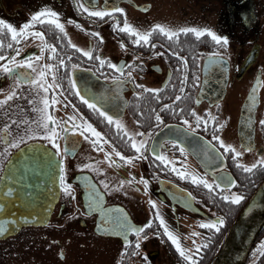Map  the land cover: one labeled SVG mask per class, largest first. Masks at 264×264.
<instances>
[{"label": "flooded vegetation", "instance_id": "obj_1", "mask_svg": "<svg viewBox=\"0 0 264 264\" xmlns=\"http://www.w3.org/2000/svg\"><path fill=\"white\" fill-rule=\"evenodd\" d=\"M113 5L123 7L125 13H113L111 16L106 15L103 18L95 17L80 11L77 7V0H0V19L19 28L30 19L32 12L41 7H49L61 13L60 18L65 23L67 37L58 40L57 30L48 24L43 26L37 24L34 27L44 31L45 39L56 44L58 50L64 54L71 53L69 59L66 60L69 67L73 63L81 65V67L72 70L75 77L79 78L81 86L86 81L88 86L96 92L106 91L114 97L117 95L122 97V99H113L109 108L111 111H115L119 106L120 118L129 130L142 131L147 134L148 129L155 125L152 128L149 142L155 141L162 144L163 147L160 148V151L164 152L169 159H173V162L178 166H186L189 170L201 174L206 172V167H216L219 171L217 162L208 161L202 155L197 156L191 150L193 146H197V141L191 136L184 137L185 145L189 149L186 155L179 151V145L173 146L170 143L171 139L177 137L176 129L183 124V121L179 119V112L174 114L171 109H162L161 105L175 99V94L179 90L180 81L183 78L181 73L185 71L188 75L187 83L184 86L187 98L182 101V111L186 108H195L198 113L207 116V113L204 112V109L207 108L216 115L215 122H223V127L216 130V134L220 135L227 143H232L242 153L238 159L243 163H253L259 156H264V125L260 123L261 119H264V0H91L88 6L103 9L105 6ZM125 15L130 23L141 29H146L156 22L169 26L209 27L217 34L227 36L228 44L226 47L223 43L217 44L207 34L200 38H196L191 33L180 34L179 41H168L156 34L151 43L157 44L155 51L162 54L155 56L152 54L153 49L150 46L132 44L126 32L119 28L115 30L112 28L114 23L122 24ZM69 17L72 18V23L67 22ZM77 22L83 27H77ZM96 31L101 33L103 40L92 35ZM69 38L78 47L93 50L94 56L99 54L118 64L126 63L129 60H132L134 64L143 61L142 68L125 69V71L132 72L136 83L127 82L125 77L123 78L125 79L123 89L116 93L115 84L111 80L102 79L101 74L96 73L99 61L84 57L83 53L70 49L67 46ZM121 41L124 42L125 47H121ZM8 43H13L12 49L7 47ZM39 45V39L33 37L21 39V55L18 58L33 52L40 55ZM169 47L186 57V66L181 63L180 68H177L179 58L172 56L168 51ZM14 50H16V44L11 41L9 35L4 38V47L0 49V55L5 51L11 55ZM48 51L46 49L41 59L35 61L37 65L48 62L56 63L55 60L48 58ZM210 54H223L227 69L225 70L224 64L221 63H208L205 68ZM134 56L135 60H133ZM89 69L92 71L90 72ZM58 71L66 75L68 68L59 67ZM114 71L104 65L102 75L111 76ZM170 73L171 78L169 79ZM193 75L199 78V83L192 79ZM257 77L260 84L255 94L256 101L251 104L248 101V95ZM47 79L51 82V76H48ZM13 80L14 77H9L7 74L0 75V88L5 90L0 92V97L11 90L10 86ZM165 80H169L166 88H164ZM61 83L63 89L55 90L58 94L57 104L50 105V111L54 116L60 120H69L68 114L74 113L79 118L80 113H83L96 125L98 130L103 131L109 139L114 140L125 155L134 154V150L129 146L120 143L114 126L108 125L106 120L101 122L102 118L93 113L78 97L64 91L69 87L67 79H63ZM140 84L148 88H162L163 98L156 100L154 94L151 93H143L142 97L135 96V92H143V89L137 87ZM217 86L221 89L219 95L216 90ZM27 87V85H21V88L26 89ZM51 91H49L50 97ZM197 96L200 99L199 104L195 103ZM67 101L76 104L80 113H76ZM217 101L219 108H217ZM13 102L19 105L22 111L10 109V113L16 112V115L21 118L24 115L34 118L35 114L32 112L31 106L27 104V98L14 97L13 101H9V104ZM246 103L250 107H246ZM180 104L181 102H177L178 107ZM153 109L155 111H152ZM156 112L162 116V123L155 120ZM249 117H251L250 125ZM138 119L143 120L144 123L138 125L136 122ZM197 132L201 134V137L206 136L211 139L213 124L208 125L207 131L202 127L197 129ZM68 136L67 146L70 151L63 157L65 179L72 185L75 196L65 194L61 189L58 182L60 158L51 155L52 162H54L53 176L50 177L49 167L46 169V177L38 175L40 186L38 187L39 192L36 193L40 198L47 199L44 211L49 217L46 221L42 220L33 225L22 226L18 223L17 226H13L9 224L10 229L15 228L11 234L0 238V264H18V259L14 258L28 257L31 259L35 253H38L42 264L44 257L52 256L51 247L56 251L55 258L63 261L73 243L87 238L114 242L118 245L120 249L116 251L112 264H117L118 261L120 264H162L161 252L165 251L173 264H190L179 255L175 246L163 234V228L154 215L155 209L147 203L149 197L157 201V207L166 223L179 236L185 249L195 253L197 250L194 248L193 241H207V245L202 246L199 250L200 256L197 264L206 253L205 250L208 246L225 230L231 220L230 217L233 213L231 206L235 207V205L229 201H223L216 193L210 195L209 190L204 189L202 185L198 186L190 180L181 179L170 169L162 170L166 166L160 161L153 164L152 161L155 157H152L150 152L145 153L147 159L134 160L131 164H122L116 167L109 165L103 159L104 153L97 152L92 147L90 140H85L79 133H68ZM59 142L63 148L65 141L61 138ZM37 143L42 145L49 152L48 154L54 152L53 146L50 143H44L42 138H39ZM213 143L217 142L213 141ZM249 143L252 146L251 150L245 151L243 146ZM28 144H32V142H25L19 148L12 149L9 159ZM2 147L3 145H0V150ZM104 147L111 150V145ZM221 151H223L222 148ZM175 157H179V159H174ZM40 161L38 162L40 163ZM89 161H96L98 166L104 168L105 171L97 173L91 169L77 167L79 163H88ZM7 162V160H3L6 165ZM224 164L223 171L231 174L237 180V184L232 189H217V192L244 193L245 191L242 189L244 186L239 185V182L249 181V185H253L258 180L264 179V170L259 168L255 170L254 174L244 173L242 168H238L232 160L231 153L226 154ZM4 169L0 168V180ZM129 173L137 178L136 181L125 183L121 189L107 192L105 207L118 205L137 225H143L148 219L153 220V223L142 233V237L146 236V238L141 239L138 249L135 247L134 241L137 237L134 233L129 234V239L133 241V244L125 246L123 237L115 232H97L96 222L99 219V213L85 214L88 189L82 180L76 179L87 174L92 182L103 190V186L99 183L100 180L117 184L121 179L129 180ZM141 175L149 180L147 193L143 191V184L139 182ZM207 178L211 180L212 176L208 174ZM185 189L193 196L198 197L193 200L192 208L185 207L181 201V197L186 196ZM36 194L34 193L33 197L39 198ZM8 209L9 206L6 203V210ZM6 215H8L6 211L0 213V219ZM220 215L224 216L225 223L220 226L219 231L202 228L198 224L199 220L211 219ZM194 231L199 232L200 235L194 236ZM157 232L159 234H156ZM78 238L81 239L78 240ZM126 247L128 250L122 254V250ZM61 251H63V256L60 255ZM255 257L260 262L258 258L260 255L257 254ZM260 264H264V258Z\"/></svg>", "mask_w": 264, "mask_h": 264}, {"label": "snow or ice", "instance_id": "obj_2", "mask_svg": "<svg viewBox=\"0 0 264 264\" xmlns=\"http://www.w3.org/2000/svg\"><path fill=\"white\" fill-rule=\"evenodd\" d=\"M91 3V0H77V7L83 13L90 14L95 17L103 18L106 15L111 16L113 13H125L123 7L118 5L105 6L103 9H96L94 7L88 6ZM61 13L55 11L49 7H41L39 10L31 13L30 19L25 21L19 28L14 26L12 23L4 19H0V49L4 47V38L10 35L11 41L15 42L16 50L10 55L9 52L5 51L0 55V75L7 74L9 77H14L13 83L10 86L11 90L7 91V94L0 97V145H3L2 150H0V168H7L11 164L9 159V154L12 149L19 148L25 142H32L33 144L37 143L39 138H42L44 143H50L54 152L48 154L45 151V155L48 156L51 160V155L59 157V174L58 182L61 189L65 194L75 196V193L72 191V185L67 182L65 179V161L63 157L67 155L70 151L67 146V141L69 139L68 133H79L85 140H90L91 145L97 152H103V159L107 161L109 165L119 167L122 164H131L134 160L138 159H147L145 156L146 152H150L152 157L155 159L152 161L155 164L157 161L162 162V164L167 170L170 169L171 172L175 173L176 176L181 179L190 180L195 185H202L204 189L209 190V194L216 193L219 195L223 201H229L233 205L239 204L244 196L241 193L231 192L226 194L223 191L217 192V189H232L234 185L237 184V180L231 176L226 171H223L225 168L224 159L226 154L231 153L232 160L235 162L238 168H242L243 172L246 174H254L257 168L264 170V156H259L253 163H243L238 157L242 155L240 151L232 143H227L220 135L216 134V130H219L223 127V122H215L217 116L210 112L207 108L204 109V112L207 113V116L201 115L196 111L195 108H186L183 109L182 101L187 98L185 93V84L188 80L187 72H182V79L180 81L179 90L175 94V99L169 103L161 105L162 109H171L175 114L180 113L179 119L183 121V124L180 125L176 131L178 133L176 138L170 140V143L173 146L179 145V151L182 154H187L189 149L185 145L184 137L191 136L194 140L197 141V146L192 147V151L197 154V156H203L204 159L208 161H214L218 163L219 171L216 167H206V172L201 174L193 170H189L186 166H178L173 162V159L169 157L162 151L160 148L163 147L162 144L157 142H149V137L152 135L153 125L148 129L147 134L142 131H131L129 130L119 115V106L116 107L115 111H111L109 105L112 103L113 99H122V97L113 96L111 93L102 91L96 92L91 89L87 82H81L79 78L75 77L73 69L81 67L80 64L73 63L70 65L66 64V60L69 59L71 53L64 54L62 51L58 50L56 44L50 43L45 39V32L34 27V25H45L54 26V29L57 30V39H63L68 36L67 31L65 30V23L61 20ZM68 23H72V18H68ZM77 27H83L77 22ZM112 28L115 30L119 28L121 31L128 34V38L131 40L132 44L145 46H150L153 49V55L159 56L162 53L155 51L157 44L151 43V40L154 35L159 34L163 38H166L168 41H179L180 34H194L196 38L203 37L205 34L211 37V39L217 43H223L226 47L228 44V37L219 35L209 27H196V26H169L164 23L156 22L151 24L146 29H141L134 26L130 23L125 15L123 23H114ZM6 30V31H5ZM91 31V30H89ZM61 34H63L61 36ZM92 35L99 37L100 40H103V36L99 31L93 32ZM28 37H33L34 39H39L40 45V55H37L35 52L30 55L23 56L18 58L21 55L20 41L21 39H27ZM121 47H125L124 42L121 41ZM67 46L70 49L77 50L80 53H83L84 57L94 58L99 61V67L96 69V73L101 74V78L104 80H111L116 88V93H119L125 84V79L127 82L135 84V78L132 76L131 71H125L128 68H142L143 61H140L139 64H134L132 60L127 61L126 63H115L107 57L96 54L94 56L93 50L86 49L84 47H78L77 44L73 43L69 38L67 40ZM7 47L9 49L13 48V43H8ZM48 49V58L50 60H55L56 63L48 62L44 64L37 65L35 61H38L43 56L45 50ZM168 51L171 52L172 56L178 57L177 68H180L181 63L187 65V59L185 56L180 55L179 51L173 50L172 47L168 48ZM7 57V59H6ZM136 57H133L135 60ZM208 63H221L224 64L225 70L227 69V64L224 59L223 54H210L208 61L205 64V68ZM104 65H107L109 69H114V73L111 76L102 75L104 70ZM59 67L68 68V73H60L58 71ZM30 70V71H29ZM91 72L92 69H89ZM119 74V75H117ZM48 76H51V82L47 79ZM171 78V73L169 74V79ZM67 79L69 87L64 89V91L69 92L70 94L78 97L93 113H96L98 117L102 118L101 122L107 121V124L114 126L116 129V135L120 140V143L125 144L134 150L133 155H125L124 151H121L117 143L109 139L103 131L98 130L96 125L90 121L83 113H80L79 108L76 104L71 101H67L71 104L72 109L76 113H80L79 118L73 113L68 114L70 116L69 120H60L52 114L50 111V105L57 104V92L56 89H63V84L61 81ZM197 83H199V78L195 75L192 77ZM169 84V80H165L164 88ZM260 80L257 77L253 87L251 88L248 101L251 104H254L256 101V91L259 87ZM21 85H27L28 87L21 88ZM138 88L143 89V92L137 91L134 93L137 97H142L143 93L154 94L156 100H161L163 97L161 95L162 88H148L142 84L137 85ZM20 89V91H17ZM51 91V97L49 96V91ZM5 91L3 88H0V92ZM202 91V89H201ZM62 95V93H60ZM18 99L27 98V104L31 106L32 112L35 114L34 118L24 115L22 118L16 115V112H11L10 109H16L17 111H22V108L17 105L15 102L9 104V101H13V98ZM65 99H67L65 97ZM177 102H181L180 106H177ZM139 103V101H137ZM196 104L200 103L199 96L195 100ZM217 108H219V102L217 101ZM246 107H250L246 103ZM152 111H155L154 109ZM187 113V115H185ZM143 115V113H141ZM155 120L157 122H163V118L159 112L155 113ZM137 124H143L144 121L138 119ZM213 124V135L211 139H208L206 136L201 137V134L197 132V129L204 128L205 131L208 130V125ZM249 125L251 124V117L248 119ZM261 125H264V119L260 121ZM14 126V127H13ZM90 134V135H89ZM94 137V139H92ZM65 141L63 148L60 144V139ZM216 141L217 143H213ZM105 145H111V150H108ZM244 150H251V144L244 145ZM221 148L223 151H221ZM119 159H116V158ZM174 159H179L175 157ZM3 160L8 161V165L3 163ZM77 167L81 169H91L94 172L100 173L104 172L105 169L98 166L96 161H89L88 163H79ZM208 174L212 176V179L207 178ZM129 180L121 179L117 184H110L107 180H100V184L103 186V190L97 187L91 180V178L85 174L83 176L77 177V180H82L88 189L87 193V202L85 205L86 212L89 214L92 212L99 213V219L96 222L97 232L109 233L115 232V234L123 237V243L125 246L133 244V241L129 239V234L134 233L137 239L134 241L135 247L138 249L140 247V242L142 238V233L147 229L152 223V219H148L143 225H137L132 222L129 218L128 213L118 205H110L105 207V194L113 190L121 189L125 183H132L136 181V177L129 173ZM11 176H8L7 179H11ZM139 182L143 184V191L145 193L149 190V180L146 179L143 175L139 177ZM186 196L181 197V201L184 203L185 207L192 208L193 200L198 199V197L193 196L191 192L184 190ZM14 193L12 187L4 186L0 189V196L10 197ZM18 202V201H17ZM6 201H0V213L6 211ZM148 205L155 209L154 215L155 218L159 221L160 226L163 228V234L171 241L175 246L179 255L184 258L185 261H189L190 264H197V260L200 256V249L202 246L207 245L206 240H201V242L193 241L194 248L197 250L195 253L185 249L181 242L180 238L175 232L170 228L166 223L163 215L161 214L159 208L157 207V201L149 197L147 201ZM249 208L245 209V212L249 211ZM35 220V217L22 216L20 219ZM17 223L16 219L12 218L10 215H6L3 219H0V235H5L9 231L14 230L9 228V224L15 226ZM225 223V218L223 215L214 216L211 219H202L198 221V224L202 228L215 229L216 231L220 230V226ZM156 234H159L157 232ZM194 236H199V232H193ZM262 254H264V240H261L257 245ZM257 249H254L255 253ZM127 247L122 250L126 252ZM60 255L63 256V251L60 252ZM195 256V258H194ZM117 264H120L118 261Z\"/></svg>", "mask_w": 264, "mask_h": 264}, {"label": "water", "instance_id": "obj_3", "mask_svg": "<svg viewBox=\"0 0 264 264\" xmlns=\"http://www.w3.org/2000/svg\"><path fill=\"white\" fill-rule=\"evenodd\" d=\"M216 90L219 95L220 87L217 86ZM45 151V148L38 143L22 147L11 156V164L2 173L0 189L4 186L12 187L14 193L10 197L0 196V201L8 203L9 209L6 210V213L16 219V226L18 223L22 226L33 225L42 220L46 221L49 217L44 211L47 199L40 198L36 194L39 192L38 187L40 186L38 175L46 177L48 167L50 177L54 173L52 156L49 160ZM47 153L49 152L47 151ZM39 160H41L40 163ZM8 176L12 178L9 180ZM34 193L39 198H34ZM250 205V210L245 212V209ZM241 207L221 239L211 264H246L253 244L264 229V179ZM22 216L35 217L36 219L30 218L26 221L20 219ZM11 232L9 231L7 234H11ZM2 237L4 235H0V238Z\"/></svg>", "mask_w": 264, "mask_h": 264}, {"label": "rangeland", "instance_id": "obj_4", "mask_svg": "<svg viewBox=\"0 0 264 264\" xmlns=\"http://www.w3.org/2000/svg\"><path fill=\"white\" fill-rule=\"evenodd\" d=\"M81 238H78V240ZM52 251V256L44 257L42 264H112L115 253L120 248L114 242L97 241L93 238H87L81 241H76L71 245L69 252L66 254V259L59 261L55 258V250L50 248ZM161 262L162 264H173L170 259H168L166 251L161 252ZM18 259V264H41L38 253L32 256V258H20ZM166 260V262H164ZM251 263V262H250Z\"/></svg>", "mask_w": 264, "mask_h": 264}, {"label": "trees", "instance_id": "obj_5", "mask_svg": "<svg viewBox=\"0 0 264 264\" xmlns=\"http://www.w3.org/2000/svg\"><path fill=\"white\" fill-rule=\"evenodd\" d=\"M261 180H258V182L256 184H258ZM250 182L247 181H243V182H239V185H243L244 187L242 188L245 192L244 193H241L243 196H244V199L237 205H235V207H232L231 206V209H232V215H231V220L229 221L228 225L225 227V230L222 231L218 237L216 238V240H214L212 242V244H210L208 246V248L205 250L206 253L204 254V256L200 259L199 263L198 264H210V261L213 257V255L215 254L216 252V249L218 247V244L221 242V239L222 237L224 236V234L226 233V231L228 230V226L230 224V222L234 219V217L236 216V214L238 213L239 209L241 208V206L243 205V203L248 199V195L251 194V192L255 189V187L257 186L256 184H253V185H249ZM261 240H264V229L262 230V232L260 233V236L258 237V239L256 240V242L254 243L253 247L251 248V253L250 255L248 256V260L250 261L251 260V263L250 264H260L264 258V254H262V252L257 249V245L259 244V242ZM254 249H257V251L254 253L253 250ZM259 254L260 257H258L260 259V262L256 259V255Z\"/></svg>", "mask_w": 264, "mask_h": 264}]
</instances>
